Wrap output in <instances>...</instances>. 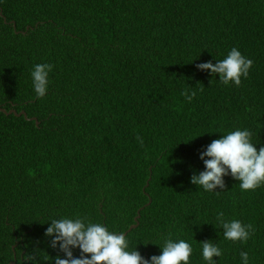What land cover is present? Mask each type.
Segmentation results:
<instances>
[{"label": "trees", "instance_id": "16d2710c", "mask_svg": "<svg viewBox=\"0 0 264 264\" xmlns=\"http://www.w3.org/2000/svg\"><path fill=\"white\" fill-rule=\"evenodd\" d=\"M232 47L253 60L241 85L197 68ZM38 63L54 65L42 98ZM0 106L38 120L0 112V264L34 247L55 257L46 222L75 214L127 233L145 258L172 233L192 264L209 239L224 249L217 264H240L241 251L264 264V185L241 192L227 176L216 194L190 182L226 130L264 146V0H0ZM218 212L254 234L223 240Z\"/></svg>", "mask_w": 264, "mask_h": 264}, {"label": "clouds", "instance_id": "9594fccd", "mask_svg": "<svg viewBox=\"0 0 264 264\" xmlns=\"http://www.w3.org/2000/svg\"><path fill=\"white\" fill-rule=\"evenodd\" d=\"M252 66V59L243 55L237 47H232L215 64L208 61L197 65V68L208 71L213 77L219 74L218 81L224 86H239L242 78L247 79L249 76ZM53 69L54 65L49 63L33 66L30 76L38 98L48 93L49 74ZM181 95L185 102L191 103L197 92L192 87H186ZM258 144L253 143V132L249 128L237 127L224 131L199 152L204 169L192 174L191 184L204 192L219 194L225 188L224 178L231 176L239 181L241 192L255 191L264 185V146L258 149ZM215 220L223 229L222 239L225 241L244 244L255 232L252 224H245L239 219H227L223 212L216 213ZM46 223L48 227L44 236L48 239L44 243L57 255L52 257L48 251L34 247L22 254L21 264H44L48 261H54V264H192V244L178 236L174 239L172 233L159 236L163 242L156 245L160 247L161 254L145 258L137 246H130L127 233L109 230L105 224L93 222L86 215H61L59 218H50ZM199 243L203 264H217L214 257L224 256V249L219 242L209 239ZM74 249H79V256L74 255ZM239 256L240 264H253L247 251H241Z\"/></svg>", "mask_w": 264, "mask_h": 264}, {"label": "water", "instance_id": "95a60500", "mask_svg": "<svg viewBox=\"0 0 264 264\" xmlns=\"http://www.w3.org/2000/svg\"><path fill=\"white\" fill-rule=\"evenodd\" d=\"M2 14H3V12H2V10H1V15H2ZM0 112H3V113H5V114H7V115L15 114V115L18 116V117L25 116V118H27L28 120L36 121L37 124H38V120H37V118H28V116H27V114H26L25 111H22V112H20V113H18L16 110H10V111H7L6 109H4V108H2V107L0 106ZM139 218H140V210H139V212H138V216L136 217L135 221L138 222V219H139ZM137 227H138V223H136L135 225H132V226L130 227V229L128 230V232L132 231L133 229H135V228H137ZM10 264H16V260L13 261V262H11Z\"/></svg>", "mask_w": 264, "mask_h": 264}]
</instances>
